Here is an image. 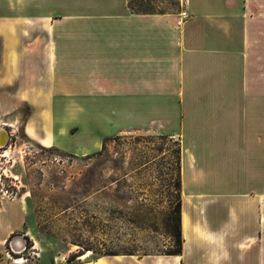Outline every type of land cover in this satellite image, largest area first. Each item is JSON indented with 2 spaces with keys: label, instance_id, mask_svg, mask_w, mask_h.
Here are the masks:
<instances>
[{
  "label": "crops",
  "instance_id": "obj_1",
  "mask_svg": "<svg viewBox=\"0 0 264 264\" xmlns=\"http://www.w3.org/2000/svg\"><path fill=\"white\" fill-rule=\"evenodd\" d=\"M245 1L185 0L183 19L129 0H0V125L80 156L135 129L180 141L182 253L59 264H264V73ZM0 201V264H30L26 203Z\"/></svg>",
  "mask_w": 264,
  "mask_h": 264
},
{
  "label": "rangeland",
  "instance_id": "obj_2",
  "mask_svg": "<svg viewBox=\"0 0 264 264\" xmlns=\"http://www.w3.org/2000/svg\"><path fill=\"white\" fill-rule=\"evenodd\" d=\"M129 1L132 10L141 12L180 15L186 10L185 0ZM245 2L251 60L264 73V0ZM1 127L7 134L0 143V196L26 203L25 226L16 235L26 239L18 255L30 264L74 263L80 258L69 262V256L87 248L93 251L83 259L177 249L175 209L182 200L178 138L129 130L90 156H80L45 147L19 127ZM209 193L214 200L224 196Z\"/></svg>",
  "mask_w": 264,
  "mask_h": 264
},
{
  "label": "trees",
  "instance_id": "obj_3",
  "mask_svg": "<svg viewBox=\"0 0 264 264\" xmlns=\"http://www.w3.org/2000/svg\"><path fill=\"white\" fill-rule=\"evenodd\" d=\"M129 6H130V3H129ZM139 12H141V11H139ZM114 137H116V136H114ZM114 137L106 138L105 139V142L107 140H110V139L114 138ZM105 142H104V144H105ZM104 144H103V146H104ZM88 156H90V154ZM178 184H179V187L181 188V177H180V180H179V183ZM175 212H176V216H175V229H176V233L174 234V237L176 239L177 249L174 250V251H171V252H169L167 254H181L182 253L183 237H182V221H181V215H182V200H181V197H180V199H179V201L177 203V207L175 209ZM86 250L87 251L88 250H92L93 251L92 248H87ZM87 251L80 250L78 252H75V253L71 254L69 256V258H68V261L69 262H72V261L76 260L79 256L83 255Z\"/></svg>",
  "mask_w": 264,
  "mask_h": 264
},
{
  "label": "built area",
  "instance_id": "obj_4",
  "mask_svg": "<svg viewBox=\"0 0 264 264\" xmlns=\"http://www.w3.org/2000/svg\"><path fill=\"white\" fill-rule=\"evenodd\" d=\"M180 15L182 16L183 19H186V18H188L189 13H188L187 10H183V11H181ZM3 192H9V191L8 190H4Z\"/></svg>",
  "mask_w": 264,
  "mask_h": 264
},
{
  "label": "bare ground",
  "instance_id": "obj_5",
  "mask_svg": "<svg viewBox=\"0 0 264 264\" xmlns=\"http://www.w3.org/2000/svg\"><path fill=\"white\" fill-rule=\"evenodd\" d=\"M3 135H4V134H3ZM2 142H3V140H2V138H1V139H0V143H2ZM90 253H91V251L88 250V251H87L86 253H84L82 256H83V257H88ZM20 261H25V259H24V258H21Z\"/></svg>",
  "mask_w": 264,
  "mask_h": 264
}]
</instances>
